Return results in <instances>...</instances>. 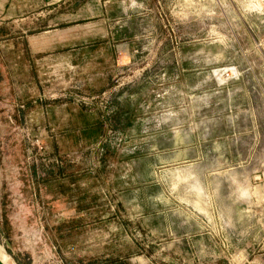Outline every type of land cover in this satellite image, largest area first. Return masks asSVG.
Segmentation results:
<instances>
[{"label":"rangeland","instance_id":"rangeland-1","mask_svg":"<svg viewBox=\"0 0 264 264\" xmlns=\"http://www.w3.org/2000/svg\"><path fill=\"white\" fill-rule=\"evenodd\" d=\"M261 194L264 0H0L15 263L264 264Z\"/></svg>","mask_w":264,"mask_h":264},{"label":"bare ground","instance_id":"bare-ground-1","mask_svg":"<svg viewBox=\"0 0 264 264\" xmlns=\"http://www.w3.org/2000/svg\"><path fill=\"white\" fill-rule=\"evenodd\" d=\"M199 191L202 192V190L199 188ZM257 191L260 193L262 191V188H258ZM262 193V192H261ZM262 200H264V194L260 195ZM0 259L5 263V264H17L15 263L11 256L7 253L5 248L0 244ZM141 263H145L144 259H140Z\"/></svg>","mask_w":264,"mask_h":264},{"label":"water","instance_id":"water-1","mask_svg":"<svg viewBox=\"0 0 264 264\" xmlns=\"http://www.w3.org/2000/svg\"><path fill=\"white\" fill-rule=\"evenodd\" d=\"M0 264H5V263L0 259Z\"/></svg>","mask_w":264,"mask_h":264},{"label":"built area","instance_id":"built-area-1","mask_svg":"<svg viewBox=\"0 0 264 264\" xmlns=\"http://www.w3.org/2000/svg\"><path fill=\"white\" fill-rule=\"evenodd\" d=\"M263 218H264V212H263Z\"/></svg>","mask_w":264,"mask_h":264}]
</instances>
